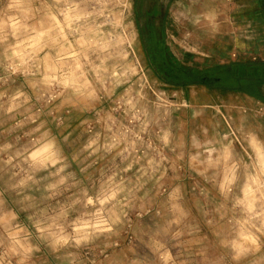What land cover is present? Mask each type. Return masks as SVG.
Returning <instances> with one entry per match:
<instances>
[{
    "label": "rangeland",
    "instance_id": "obj_1",
    "mask_svg": "<svg viewBox=\"0 0 264 264\" xmlns=\"http://www.w3.org/2000/svg\"><path fill=\"white\" fill-rule=\"evenodd\" d=\"M160 1L0 0V264H264L259 28Z\"/></svg>",
    "mask_w": 264,
    "mask_h": 264
},
{
    "label": "crops",
    "instance_id": "obj_2",
    "mask_svg": "<svg viewBox=\"0 0 264 264\" xmlns=\"http://www.w3.org/2000/svg\"><path fill=\"white\" fill-rule=\"evenodd\" d=\"M160 2V0H154V4L156 5L160 4ZM234 7L237 11L245 13L246 17L244 20L246 27L251 28L256 25V27L259 28V38H257V40L264 45V0H235ZM155 20L157 24L159 21L157 18ZM166 25V19H164L163 27L166 28ZM184 100L190 104L193 101L192 98L188 97H185ZM260 155L264 156L262 153Z\"/></svg>",
    "mask_w": 264,
    "mask_h": 264
},
{
    "label": "trees",
    "instance_id": "obj_3",
    "mask_svg": "<svg viewBox=\"0 0 264 264\" xmlns=\"http://www.w3.org/2000/svg\"><path fill=\"white\" fill-rule=\"evenodd\" d=\"M234 89H235V90H239V88H237L236 86H235ZM251 95H252L253 97H255L256 99H258V100L264 102V98L260 97V96L258 95L257 92H252Z\"/></svg>",
    "mask_w": 264,
    "mask_h": 264
}]
</instances>
